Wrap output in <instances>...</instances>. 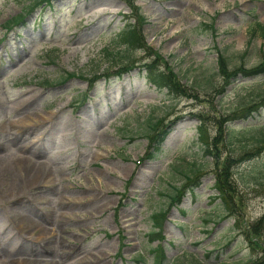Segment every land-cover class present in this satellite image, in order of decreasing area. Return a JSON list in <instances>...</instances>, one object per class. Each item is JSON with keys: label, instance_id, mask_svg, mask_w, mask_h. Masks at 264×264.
<instances>
[{"label": "rangeland", "instance_id": "374dc122", "mask_svg": "<svg viewBox=\"0 0 264 264\" xmlns=\"http://www.w3.org/2000/svg\"><path fill=\"white\" fill-rule=\"evenodd\" d=\"M33 1L0 0V264H155L158 243L149 246L147 235L163 210L167 264L256 259L243 233L264 216V150L235 167L241 200L230 214L197 128L202 117L222 158L255 150L264 137V106L247 122L229 120L264 97V76L226 84L217 55L232 68L261 64L264 39L249 28L264 25V0H53L28 10ZM131 4L147 18L151 52L119 49L138 67L118 77L104 49H113ZM22 13L26 21L6 30ZM152 50L189 97L149 83L139 65L156 59ZM157 121L170 134L148 160ZM26 172L36 179L26 182ZM8 174L22 182L17 194L8 193ZM186 176L199 187L172 206ZM258 231L264 236V223Z\"/></svg>", "mask_w": 264, "mask_h": 264}, {"label": "trees", "instance_id": "16d2710c", "mask_svg": "<svg viewBox=\"0 0 264 264\" xmlns=\"http://www.w3.org/2000/svg\"><path fill=\"white\" fill-rule=\"evenodd\" d=\"M52 0H36L33 6H41L43 4H51ZM133 8V12L136 16L135 24L126 25L119 34L116 35L114 38V47L113 49L107 48L104 50V53L111 62V66L120 67V72L130 71L134 67H136L137 61L134 59L126 60V56H123V52L121 53L119 49L124 48V50L128 52L134 51H145L148 50L151 52V48L147 45L145 37L141 31V27L145 23L144 17L139 13V9L130 5ZM23 17L19 16L18 19L14 20L13 23H21ZM11 22L8 24L10 25ZM259 31L261 36L264 38V26L256 23V28L253 29V33ZM219 52V51H218ZM151 56H155L156 59L149 64H144L143 67L147 72V78L149 81L154 84L160 90H168L169 94L177 96H184L189 97L188 89L184 85L181 84L177 75L173 72L172 69L167 67L168 73L164 72L161 67L158 65V62L163 61L161 56L152 50ZM218 72L219 75L223 78L226 84H231L234 80H237L240 76L243 78H258L264 76V60H262L261 64L253 69H246L244 66H239L236 68L231 67V62L227 56H225L222 52H219V59H218ZM70 77H73L71 75ZM224 88L220 89V93L223 92ZM261 103H258L257 100H250L248 102H243L230 116L231 121H236L240 119L247 120L252 111H257L258 106L264 103V97L261 99ZM201 125L198 127L199 132V141L201 142L202 146L205 149V153L211 156H214L216 161V178H215V190L218 193V198L222 200L223 206L225 210L233 214L234 213V205L236 201L241 200V195L239 194L238 187L233 180V170L236 166L246 162L253 160L258 154L264 150V137L259 139L256 142L257 149L256 150H249L242 152L241 155L229 156L225 159L220 157V153L218 148L219 137L211 138L207 132L206 122L202 117H199ZM161 125V121H157L151 128L152 132L149 137V151L146 158H154L156 152H159L162 144L164 143L167 135L168 130H159ZM220 137L223 136L222 134L225 132L220 129ZM228 137H225V140ZM218 150V153H217ZM216 151V152H215ZM187 177V185L183 188L175 189V193L170 196V200L172 205L175 203H179L181 198H183V194L185 190L188 188L189 183H191L194 178ZM194 182V181H193ZM192 182V183H193ZM167 216V211H161L159 213H155L152 217L155 231L151 232L148 235V241L150 244L155 242H159L164 240L162 234V223L165 221ZM264 223V216L260 219L256 226H250L243 235L245 236L248 243L251 247L255 246L257 249L256 252L259 254L256 259H253L249 262V264H264V236L263 234L258 231L259 227ZM157 230V231H156ZM153 255H155V264H165L166 262V255L165 250L161 245L150 250Z\"/></svg>", "mask_w": 264, "mask_h": 264}, {"label": "bare ground", "instance_id": "6f19581e", "mask_svg": "<svg viewBox=\"0 0 264 264\" xmlns=\"http://www.w3.org/2000/svg\"><path fill=\"white\" fill-rule=\"evenodd\" d=\"M17 160L19 162H24V160H21L19 157H17ZM4 160H2V158H0V177L2 176V174H4L6 172L5 169L2 168V162ZM26 162H29V161H26ZM9 176V181H8V185H10V189L8 190V193H10V195H14V194H17L19 189H21V181L16 178L15 176L13 177V179L11 178V175L8 174ZM36 179V177L33 175V176H28V172H26V182L30 183L32 181H34Z\"/></svg>", "mask_w": 264, "mask_h": 264}]
</instances>
